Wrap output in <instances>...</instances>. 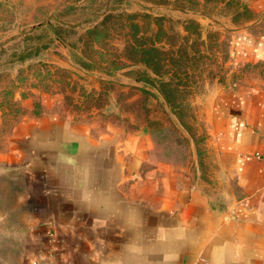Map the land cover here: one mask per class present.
I'll return each mask as SVG.
<instances>
[{"label":"rangeland","instance_id":"374dc122","mask_svg":"<svg viewBox=\"0 0 264 264\" xmlns=\"http://www.w3.org/2000/svg\"><path fill=\"white\" fill-rule=\"evenodd\" d=\"M259 42L264 0H0V264H20L33 227L26 179L3 163L22 120L141 134L192 182L226 189L214 106L264 92Z\"/></svg>","mask_w":264,"mask_h":264},{"label":"crops","instance_id":"0c3cea01","mask_svg":"<svg viewBox=\"0 0 264 264\" xmlns=\"http://www.w3.org/2000/svg\"><path fill=\"white\" fill-rule=\"evenodd\" d=\"M252 52L264 59V43ZM17 131L3 163L33 205L20 264H264V92L215 103V155L232 186L215 192L138 133L96 136L47 114Z\"/></svg>","mask_w":264,"mask_h":264}]
</instances>
